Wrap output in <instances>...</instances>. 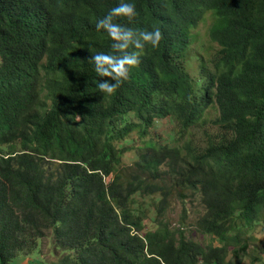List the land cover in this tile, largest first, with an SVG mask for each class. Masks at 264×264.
I'll use <instances>...</instances> for the list:
<instances>
[{
  "label": "trees",
  "instance_id": "16d2710c",
  "mask_svg": "<svg viewBox=\"0 0 264 264\" xmlns=\"http://www.w3.org/2000/svg\"><path fill=\"white\" fill-rule=\"evenodd\" d=\"M119 2L0 0V264H30L48 231L38 264H244L264 229V0H127L139 16L117 22L164 39L107 95L89 59L112 51L95 25ZM172 187L197 194L205 247L186 218L169 228Z\"/></svg>",
  "mask_w": 264,
  "mask_h": 264
},
{
  "label": "clouds",
  "instance_id": "9594fccd",
  "mask_svg": "<svg viewBox=\"0 0 264 264\" xmlns=\"http://www.w3.org/2000/svg\"><path fill=\"white\" fill-rule=\"evenodd\" d=\"M139 16L136 5L127 0H120L119 4L111 8L108 13L96 22L98 32L107 33L113 41L110 53L98 52L92 55L89 62L94 64V70L101 78L97 88L101 93L114 95L124 82L130 79V70L138 67L146 45L158 48L164 39L162 30L154 27L152 30H136L117 22L126 19L128 23L134 22ZM130 48L139 51H129ZM45 63L43 59L42 64Z\"/></svg>",
  "mask_w": 264,
  "mask_h": 264
},
{
  "label": "rangeland",
  "instance_id": "374dc122",
  "mask_svg": "<svg viewBox=\"0 0 264 264\" xmlns=\"http://www.w3.org/2000/svg\"><path fill=\"white\" fill-rule=\"evenodd\" d=\"M211 20L209 16L207 15L205 20H203L197 29H195L193 33V40L190 45L193 52L197 54L203 55L204 53H199L197 51L198 45L200 41H208V28L210 26ZM193 64L196 65V61H193ZM216 116V112L209 110L205 117L203 118L206 120V128L209 130V132H216V129L213 128L210 121ZM166 127V125L162 126V128ZM193 131L199 136L196 137L198 144H201L200 138H201V127L197 126L193 129ZM131 153L126 152L125 153V159L121 160L122 165H128L131 162ZM172 199L168 202L167 210L164 214L166 222L170 224L169 228L174 229L179 226V219L186 218V223L183 228L185 239L187 241H192L195 244H198L202 247H205L209 243V237L205 235L204 233L200 232L195 226L196 220L203 214V207L200 203L199 198L197 197V194L194 195L190 190L188 189H181L179 187H172ZM142 228L145 231L154 230L157 228V225L155 222L151 221L149 217L144 215L142 217ZM46 237L43 238V242L40 245L41 247V255L44 256L47 260H54L57 253H54L53 247L51 242L53 241L52 235L50 231L46 232ZM250 239L248 238V255L247 259L244 260V264H264V257L260 255V252L264 249V229L260 226H256L253 228V230L250 233ZM215 246L217 245L214 243ZM40 255V252L38 249H36L30 256L29 262L30 264H38L40 262H43V259ZM230 258V255L228 256ZM252 258H257L258 261H252ZM20 260L13 261L11 264H20Z\"/></svg>",
  "mask_w": 264,
  "mask_h": 264
}]
</instances>
